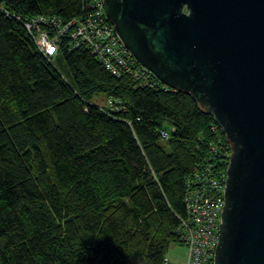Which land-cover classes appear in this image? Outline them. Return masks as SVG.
Listing matches in <instances>:
<instances>
[{
    "label": "trees",
    "instance_id": "16d2710c",
    "mask_svg": "<svg viewBox=\"0 0 264 264\" xmlns=\"http://www.w3.org/2000/svg\"><path fill=\"white\" fill-rule=\"evenodd\" d=\"M4 10L83 15L80 0H0V264L158 262L180 245L185 176L209 155L213 117L188 92L111 75L82 46L64 41L51 63ZM98 92L125 110L104 113Z\"/></svg>",
    "mask_w": 264,
    "mask_h": 264
},
{
    "label": "water",
    "instance_id": "95a60500",
    "mask_svg": "<svg viewBox=\"0 0 264 264\" xmlns=\"http://www.w3.org/2000/svg\"><path fill=\"white\" fill-rule=\"evenodd\" d=\"M115 32L231 149L214 264H264V0H103Z\"/></svg>",
    "mask_w": 264,
    "mask_h": 264
},
{
    "label": "built area",
    "instance_id": "2783aa9c",
    "mask_svg": "<svg viewBox=\"0 0 264 264\" xmlns=\"http://www.w3.org/2000/svg\"><path fill=\"white\" fill-rule=\"evenodd\" d=\"M83 15L63 19L57 15L21 16L4 10L26 29L37 50L51 63L65 41L68 50L86 48L115 77L128 76L142 85L168 89L147 68L142 66L115 32L105 13L103 0H80ZM97 107L108 115L125 110L124 104L106 97ZM217 123L210 125L209 155L193 166L185 176L183 203L185 215L179 217L177 240L187 249L183 262L164 255L154 264H214L218 242L220 216L224 203L226 169L231 153L230 145ZM174 126L161 128L159 135L168 139ZM129 264H149L132 261Z\"/></svg>",
    "mask_w": 264,
    "mask_h": 264
},
{
    "label": "rangeland",
    "instance_id": "374dc122",
    "mask_svg": "<svg viewBox=\"0 0 264 264\" xmlns=\"http://www.w3.org/2000/svg\"><path fill=\"white\" fill-rule=\"evenodd\" d=\"M54 63L60 73L68 76V70H67V67L64 61H62L61 59H58ZM104 100H105V94L98 92L93 95L91 101L93 104L102 105L104 103ZM164 128L168 129V126L164 124ZM166 255L175 261L183 262L187 256V249L185 246L179 245L177 243L171 244L167 250ZM130 260H135V258H131Z\"/></svg>",
    "mask_w": 264,
    "mask_h": 264
}]
</instances>
